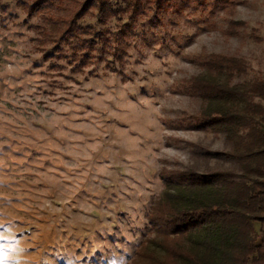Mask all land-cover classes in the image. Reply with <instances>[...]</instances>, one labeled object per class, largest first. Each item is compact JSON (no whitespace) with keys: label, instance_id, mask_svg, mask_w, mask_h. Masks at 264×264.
Returning <instances> with one entry per match:
<instances>
[{"label":"rangeland","instance_id":"rangeland-1","mask_svg":"<svg viewBox=\"0 0 264 264\" xmlns=\"http://www.w3.org/2000/svg\"><path fill=\"white\" fill-rule=\"evenodd\" d=\"M32 1L0 0V264H129L167 173L238 169L216 155L236 143L203 125L190 80L210 76L212 55L234 58L243 71L219 80L264 104L251 91L264 80V0H140L136 12L111 0L118 16L103 23L90 6L68 39L82 0L20 5ZM82 40L75 67L64 55Z\"/></svg>","mask_w":264,"mask_h":264},{"label":"trees","instance_id":"trees-1","mask_svg":"<svg viewBox=\"0 0 264 264\" xmlns=\"http://www.w3.org/2000/svg\"><path fill=\"white\" fill-rule=\"evenodd\" d=\"M58 2L62 0H33L20 5L33 13ZM155 3L158 8L171 5L170 0ZM140 4V0H134V12ZM90 6L103 23L123 11L115 8L111 0H82L68 18L62 37L68 39L79 29L87 30L78 21ZM101 32L107 37L106 32ZM84 44L88 43L78 42L70 56L64 55L68 61L73 56L79 59L75 67L88 61L86 53L77 55ZM205 65L210 76L192 78L190 91L203 101V125L223 131L236 143L233 150L216 155L233 161L239 171L167 173L164 190L148 213L150 235L141 242L129 264H264V231L257 238L252 235L255 223L264 224V117L256 122L250 114L263 113L264 104H252L245 85L219 80L218 75L226 71L241 73L239 61L212 55ZM251 91L264 102V80H259ZM250 125L249 133L244 134Z\"/></svg>","mask_w":264,"mask_h":264},{"label":"snow or ice","instance_id":"snow-or-ice-1","mask_svg":"<svg viewBox=\"0 0 264 264\" xmlns=\"http://www.w3.org/2000/svg\"><path fill=\"white\" fill-rule=\"evenodd\" d=\"M0 227H2V226H0ZM0 239H3L2 237H0Z\"/></svg>","mask_w":264,"mask_h":264}]
</instances>
